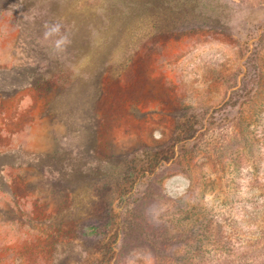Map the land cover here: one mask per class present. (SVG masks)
Masks as SVG:
<instances>
[{
  "label": "rangeland",
  "instance_id": "1",
  "mask_svg": "<svg viewBox=\"0 0 264 264\" xmlns=\"http://www.w3.org/2000/svg\"><path fill=\"white\" fill-rule=\"evenodd\" d=\"M0 264H264V0H0Z\"/></svg>",
  "mask_w": 264,
  "mask_h": 264
}]
</instances>
